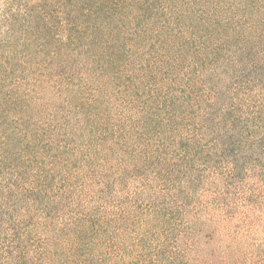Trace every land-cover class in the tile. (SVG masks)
Segmentation results:
<instances>
[{"label": "trees", "instance_id": "trees-1", "mask_svg": "<svg viewBox=\"0 0 264 264\" xmlns=\"http://www.w3.org/2000/svg\"><path fill=\"white\" fill-rule=\"evenodd\" d=\"M18 6L0 264H264V0Z\"/></svg>", "mask_w": 264, "mask_h": 264}, {"label": "rangeland", "instance_id": "rangeland-1", "mask_svg": "<svg viewBox=\"0 0 264 264\" xmlns=\"http://www.w3.org/2000/svg\"><path fill=\"white\" fill-rule=\"evenodd\" d=\"M19 1L20 0H0V16L8 11H16L19 8Z\"/></svg>", "mask_w": 264, "mask_h": 264}]
</instances>
